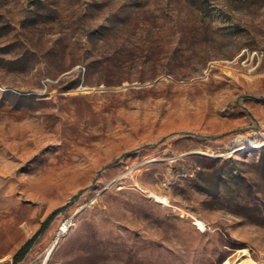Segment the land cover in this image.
<instances>
[{
    "label": "rangeland",
    "instance_id": "1",
    "mask_svg": "<svg viewBox=\"0 0 264 264\" xmlns=\"http://www.w3.org/2000/svg\"><path fill=\"white\" fill-rule=\"evenodd\" d=\"M50 249L264 264V0H0V264Z\"/></svg>",
    "mask_w": 264,
    "mask_h": 264
},
{
    "label": "trees",
    "instance_id": "2",
    "mask_svg": "<svg viewBox=\"0 0 264 264\" xmlns=\"http://www.w3.org/2000/svg\"><path fill=\"white\" fill-rule=\"evenodd\" d=\"M61 208H56L53 211L54 213H57ZM44 226L40 228L36 233H34L32 236H30L14 253V259L15 261H19L27 254L29 249L31 248L32 244L36 240V238L40 235V233L43 231Z\"/></svg>",
    "mask_w": 264,
    "mask_h": 264
},
{
    "label": "bare ground",
    "instance_id": "3",
    "mask_svg": "<svg viewBox=\"0 0 264 264\" xmlns=\"http://www.w3.org/2000/svg\"><path fill=\"white\" fill-rule=\"evenodd\" d=\"M66 226H67V224H64L63 227H62V230L66 229ZM54 245H55V243L52 245V248H53ZM51 249L49 250V252L47 253V255L45 257V260L43 262L44 264H57L56 262L54 263V262L51 261Z\"/></svg>",
    "mask_w": 264,
    "mask_h": 264
}]
</instances>
